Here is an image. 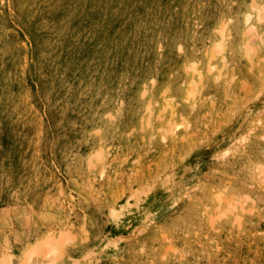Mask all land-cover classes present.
I'll list each match as a JSON object with an SVG mask.
<instances>
[{
	"label": "rangeland",
	"instance_id": "374dc122",
	"mask_svg": "<svg viewBox=\"0 0 264 264\" xmlns=\"http://www.w3.org/2000/svg\"><path fill=\"white\" fill-rule=\"evenodd\" d=\"M0 264H264V0H0Z\"/></svg>",
	"mask_w": 264,
	"mask_h": 264
},
{
	"label": "bare ground",
	"instance_id": "6f19581e",
	"mask_svg": "<svg viewBox=\"0 0 264 264\" xmlns=\"http://www.w3.org/2000/svg\"><path fill=\"white\" fill-rule=\"evenodd\" d=\"M246 19H247V18H246ZM220 43H221V42H219V45H218V44H217V45L220 46ZM217 48H218V47H217ZM193 93H194L193 90H190V91H189V94H193Z\"/></svg>",
	"mask_w": 264,
	"mask_h": 264
}]
</instances>
